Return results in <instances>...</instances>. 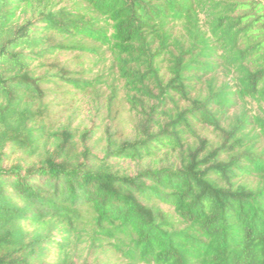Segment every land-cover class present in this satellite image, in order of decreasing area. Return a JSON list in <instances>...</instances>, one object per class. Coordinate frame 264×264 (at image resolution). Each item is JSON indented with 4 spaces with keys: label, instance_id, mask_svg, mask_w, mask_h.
<instances>
[{
    "label": "trees",
    "instance_id": "16d2710c",
    "mask_svg": "<svg viewBox=\"0 0 264 264\" xmlns=\"http://www.w3.org/2000/svg\"><path fill=\"white\" fill-rule=\"evenodd\" d=\"M74 51L113 81L76 75ZM60 86L92 89L99 112L122 92L131 134L52 122ZM114 254L264 264V4L0 0V264Z\"/></svg>",
    "mask_w": 264,
    "mask_h": 264
},
{
    "label": "rangeland",
    "instance_id": "374dc122",
    "mask_svg": "<svg viewBox=\"0 0 264 264\" xmlns=\"http://www.w3.org/2000/svg\"><path fill=\"white\" fill-rule=\"evenodd\" d=\"M256 2L264 4V0H256ZM61 59L76 75L83 78L92 79L102 74L106 83H111L114 79L110 61L104 55L97 56L92 53L74 51L62 54ZM49 97L53 103L50 117L52 122L73 121L76 124L93 125V122L99 123L103 120L111 122L119 136H127L132 132L135 117L124 100L122 92H119L110 102L109 93L105 94L104 97L109 103L100 112L95 109L96 95L92 89L81 90L60 86L55 87ZM102 100L105 99L102 97ZM200 131L214 141L220 138L219 133L210 127L201 126ZM109 259L111 264H121L117 254L111 255Z\"/></svg>",
    "mask_w": 264,
    "mask_h": 264
}]
</instances>
